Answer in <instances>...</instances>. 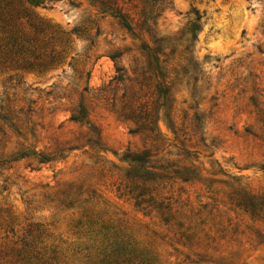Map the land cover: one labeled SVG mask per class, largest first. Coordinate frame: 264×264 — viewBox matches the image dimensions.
I'll return each instance as SVG.
<instances>
[{
    "label": "rangeland",
    "instance_id": "rangeland-1",
    "mask_svg": "<svg viewBox=\"0 0 264 264\" xmlns=\"http://www.w3.org/2000/svg\"><path fill=\"white\" fill-rule=\"evenodd\" d=\"M0 264H264V0H0Z\"/></svg>",
    "mask_w": 264,
    "mask_h": 264
},
{
    "label": "trees",
    "instance_id": "trees-1",
    "mask_svg": "<svg viewBox=\"0 0 264 264\" xmlns=\"http://www.w3.org/2000/svg\"><path fill=\"white\" fill-rule=\"evenodd\" d=\"M29 2L31 3V4H34V5H37V4H40V3H42V0H29ZM118 16H120V18H121V20L124 22V24L126 25V26H128L127 24V22H126V19L121 15V14H118ZM34 229H37L36 228V226H34V228H33V226H29V228H28V234H31L32 232H33V230Z\"/></svg>",
    "mask_w": 264,
    "mask_h": 264
}]
</instances>
